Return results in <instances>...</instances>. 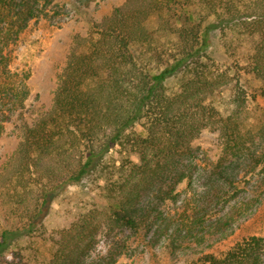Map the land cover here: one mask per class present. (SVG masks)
<instances>
[{
	"label": "trees",
	"instance_id": "1",
	"mask_svg": "<svg viewBox=\"0 0 264 264\" xmlns=\"http://www.w3.org/2000/svg\"><path fill=\"white\" fill-rule=\"evenodd\" d=\"M56 7V0H0V134L30 96L29 75L11 68L10 46ZM216 31L264 96V0H126L75 36L51 108L21 122V142L0 174V264L16 238L35 232L55 197L95 175L113 202L105 212L109 222L138 233L149 222L150 192L169 196L162 188L176 177L193 185L199 163L191 143L205 129L217 130L223 142L221 169L207 177L208 185L233 183L222 163L254 135L242 67L223 68L209 54ZM118 146L138 154V162L128 159L115 171L107 162ZM232 220L218 219L222 236L231 233ZM63 260L58 254L55 263ZM209 260L264 264V237Z\"/></svg>",
	"mask_w": 264,
	"mask_h": 264
},
{
	"label": "rangeland",
	"instance_id": "2",
	"mask_svg": "<svg viewBox=\"0 0 264 264\" xmlns=\"http://www.w3.org/2000/svg\"><path fill=\"white\" fill-rule=\"evenodd\" d=\"M125 1L93 0L80 5L74 0H56L58 7L32 20L10 46L11 68L29 75L30 96L24 111L4 123L0 174L6 171L21 142V122L32 123L51 108L75 36L85 35L94 22ZM221 36L219 31L213 33L209 54L223 68L236 63L242 67L241 82L247 92L249 125L254 135L222 163L228 166L226 173L233 183L219 189L208 185L207 177L221 169L223 142L217 130L205 129L191 143L199 163L193 169V185L177 182L176 177V184L162 188L169 191V196H157V189L150 192L147 197L154 204L145 216V222H149L138 233L109 222L105 212L113 202L104 192V181L95 175L55 197L35 232L12 242L3 257L5 264H210L211 255L223 258L238 243L264 237V96L259 80L244 70L246 62L227 52ZM250 46L248 41L241 42L240 50L246 52ZM143 131L138 129L139 133ZM128 159L138 162L139 157L118 146L110 152L107 163L118 171ZM180 166L178 161L169 175H175ZM147 197L140 206L147 204ZM225 217L233 218V226L230 234L222 236L217 222ZM177 227L183 231L177 233ZM58 254L64 255L62 263H55Z\"/></svg>",
	"mask_w": 264,
	"mask_h": 264
}]
</instances>
